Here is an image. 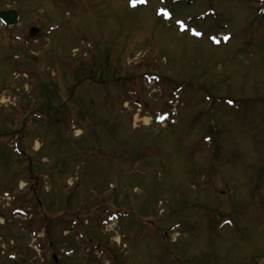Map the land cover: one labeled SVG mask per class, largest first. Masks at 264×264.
<instances>
[{
	"label": "rangeland",
	"instance_id": "rangeland-1",
	"mask_svg": "<svg viewBox=\"0 0 264 264\" xmlns=\"http://www.w3.org/2000/svg\"><path fill=\"white\" fill-rule=\"evenodd\" d=\"M8 9L0 264H264V0Z\"/></svg>",
	"mask_w": 264,
	"mask_h": 264
},
{
	"label": "water",
	"instance_id": "water-1",
	"mask_svg": "<svg viewBox=\"0 0 264 264\" xmlns=\"http://www.w3.org/2000/svg\"><path fill=\"white\" fill-rule=\"evenodd\" d=\"M1 18L8 24H15L19 20V13L16 10H4L1 13ZM32 35H36L38 33V29H32Z\"/></svg>",
	"mask_w": 264,
	"mask_h": 264
}]
</instances>
